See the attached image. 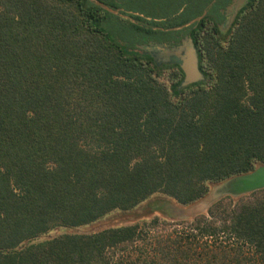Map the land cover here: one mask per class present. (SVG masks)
<instances>
[{"label":"trees","instance_id":"trees-1","mask_svg":"<svg viewBox=\"0 0 264 264\" xmlns=\"http://www.w3.org/2000/svg\"><path fill=\"white\" fill-rule=\"evenodd\" d=\"M204 9L169 4L146 30L90 0H0V264H264V189L194 219L44 238L155 194L190 204L264 163V0L226 34L199 23L203 81L180 88L182 71L134 50Z\"/></svg>","mask_w":264,"mask_h":264},{"label":"water","instance_id":"water-1","mask_svg":"<svg viewBox=\"0 0 264 264\" xmlns=\"http://www.w3.org/2000/svg\"><path fill=\"white\" fill-rule=\"evenodd\" d=\"M90 1L109 12L120 15L121 17H127L122 13V8H113L102 0ZM243 2L236 0L229 7L226 20L221 26L222 28L229 27L234 23ZM143 48L149 51L152 55H154L156 51H160V46L157 45H143ZM164 49L168 50L166 47H164ZM179 50L183 51V48H180ZM180 57L185 74L184 79L180 84V88L205 80V74L199 66V58L194 48H189ZM261 189H264V163H258L251 171L232 175L221 181L212 182L209 191L204 196L190 204L182 205L175 199L164 195L156 200L150 199V197L147 209L150 212L163 214L167 218L189 220L194 219L198 215L207 214L214 204L225 197L230 196L235 200H239L243 196L252 194Z\"/></svg>","mask_w":264,"mask_h":264},{"label":"flooded vegetation","instance_id":"flooded-vegetation-1","mask_svg":"<svg viewBox=\"0 0 264 264\" xmlns=\"http://www.w3.org/2000/svg\"><path fill=\"white\" fill-rule=\"evenodd\" d=\"M236 0H172L170 1L171 6H178L179 10L173 16L186 15L188 16L191 13H195L198 10L200 2L205 4V9L201 14L194 15L188 22L172 27H165L161 25L153 26L154 30L162 32L156 34H144V35H133L132 39L134 42V50L139 51L141 54L151 57L156 64L161 67H167L168 69H175L183 72L181 55L185 53L189 48H194L199 58L200 66V52L198 45V34L199 23L201 21L208 22L210 24L216 23L219 26L221 33H228L231 26L221 27L225 22L227 17V12L229 7ZM243 2V0H240ZM121 3V1L119 0ZM247 0H244L241 7L246 4ZM122 8V7H119ZM241 9V8H240ZM123 11H126L123 13ZM122 13L125 14L129 19L133 20L137 25L146 28V30L151 26L150 22L152 20L151 16H148L146 13L141 12L140 10H133L132 12L122 8ZM134 16L144 18L147 21H143ZM125 18V17H124ZM168 17L155 18L157 21L161 22L167 20ZM205 28L207 25L204 26ZM147 32V31H146ZM143 45H157L160 46V51H156L154 55L149 53V51L143 48ZM166 47L168 50H165ZM183 48V51L179 49Z\"/></svg>","mask_w":264,"mask_h":264},{"label":"rangeland","instance_id":"rangeland-1","mask_svg":"<svg viewBox=\"0 0 264 264\" xmlns=\"http://www.w3.org/2000/svg\"><path fill=\"white\" fill-rule=\"evenodd\" d=\"M122 4V8L132 12L133 10H140L143 13H148L151 11L158 12L161 11L162 8L167 7L172 0H120ZM129 19V17H125ZM104 27L110 31L113 35L117 36L121 41L129 42L128 39V30L127 24L120 19L112 18L106 22H104ZM162 194H155L150 199L156 200L157 198L163 197ZM150 199L145 201L143 204L137 206L133 210L129 211H114L104 218L82 227L77 228H63L59 227L46 235L44 238H48L60 233H92L95 231H99L108 227L119 226L131 224L139 220L143 219H151L155 216H159L162 220H167L171 222H177L181 219H171L165 217L163 214L158 212H150L147 209V205L150 202Z\"/></svg>","mask_w":264,"mask_h":264}]
</instances>
